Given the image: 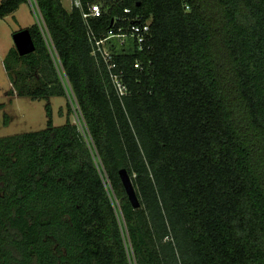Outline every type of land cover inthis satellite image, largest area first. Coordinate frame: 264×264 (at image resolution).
Wrapping results in <instances>:
<instances>
[{
	"label": "trees",
	"instance_id": "trees-1",
	"mask_svg": "<svg viewBox=\"0 0 264 264\" xmlns=\"http://www.w3.org/2000/svg\"><path fill=\"white\" fill-rule=\"evenodd\" d=\"M36 2V50L5 70L34 101L69 84L86 136L48 103L45 129L0 138V264H264V0L118 1L97 37L125 8L152 18L151 49L116 58L123 98L81 12Z\"/></svg>",
	"mask_w": 264,
	"mask_h": 264
},
{
	"label": "rangeland",
	"instance_id": "rangeland-1",
	"mask_svg": "<svg viewBox=\"0 0 264 264\" xmlns=\"http://www.w3.org/2000/svg\"><path fill=\"white\" fill-rule=\"evenodd\" d=\"M62 3L66 10L72 11L73 0H62ZM34 25L42 29L45 27L35 0H28L15 14L0 21V103L5 104V108L0 111V138L45 129L48 121L46 112L48 103L51 104L53 110L55 126L64 125L69 116L72 123L76 124L86 136L85 124L72 98L69 84H65L68 88L65 98L55 97L49 101L44 99L34 101L27 96L19 97L5 70V58L12 49H16L14 34ZM24 82L18 84L23 86ZM26 82L28 87L36 85V80H26ZM17 86L19 88V85ZM68 103L71 104V111L68 110ZM5 115L8 116V125L4 122Z\"/></svg>",
	"mask_w": 264,
	"mask_h": 264
},
{
	"label": "built area",
	"instance_id": "built-area-1",
	"mask_svg": "<svg viewBox=\"0 0 264 264\" xmlns=\"http://www.w3.org/2000/svg\"><path fill=\"white\" fill-rule=\"evenodd\" d=\"M118 1L120 0H114L111 5L108 0H73L72 7L82 14L92 47L91 54L97 65L107 69L113 88L117 95L123 98L128 95L129 89L124 80L125 73L120 70L116 58L131 51L140 53L151 49L152 18L134 15L130 8H125L122 14L113 17L111 29L107 34L101 38L97 37L93 29V21L107 15ZM134 67L142 69L143 63L137 61Z\"/></svg>",
	"mask_w": 264,
	"mask_h": 264
},
{
	"label": "water",
	"instance_id": "water-1",
	"mask_svg": "<svg viewBox=\"0 0 264 264\" xmlns=\"http://www.w3.org/2000/svg\"><path fill=\"white\" fill-rule=\"evenodd\" d=\"M13 39L16 50L18 51L20 56H27L35 52L36 46L28 29L15 33ZM120 175L132 206L135 209L140 208L141 202L138 198L137 192L128 171L123 169L120 172Z\"/></svg>",
	"mask_w": 264,
	"mask_h": 264
},
{
	"label": "bare ground",
	"instance_id": "bare-ground-1",
	"mask_svg": "<svg viewBox=\"0 0 264 264\" xmlns=\"http://www.w3.org/2000/svg\"><path fill=\"white\" fill-rule=\"evenodd\" d=\"M44 30V29H43Z\"/></svg>",
	"mask_w": 264,
	"mask_h": 264
}]
</instances>
